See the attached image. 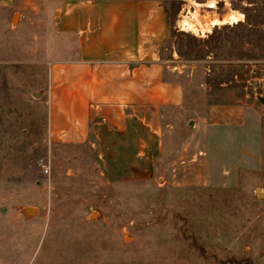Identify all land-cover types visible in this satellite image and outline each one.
I'll return each mask as SVG.
<instances>
[{
	"label": "rangeland",
	"instance_id": "1",
	"mask_svg": "<svg viewBox=\"0 0 264 264\" xmlns=\"http://www.w3.org/2000/svg\"><path fill=\"white\" fill-rule=\"evenodd\" d=\"M62 1L39 0L20 24L19 12L0 9V262L264 264V56L261 36L248 39L264 0H156L179 7L163 60L185 101L166 117L175 120L164 129L167 162L134 181L110 180L87 147L50 138L51 68L63 74L65 61ZM235 12L241 21L221 23ZM213 33L233 50L226 42L205 59L180 56V36L199 43ZM249 51L257 58L241 56ZM215 77L221 86L208 83ZM199 116L211 119L213 181L175 188L164 173ZM18 206L39 216L26 219Z\"/></svg>",
	"mask_w": 264,
	"mask_h": 264
},
{
	"label": "crops",
	"instance_id": "2",
	"mask_svg": "<svg viewBox=\"0 0 264 264\" xmlns=\"http://www.w3.org/2000/svg\"><path fill=\"white\" fill-rule=\"evenodd\" d=\"M0 9L19 12L20 24L40 7L39 0H0ZM58 10L65 61L63 74L62 65L51 68V140L87 147L110 180L153 179L167 162L164 129L175 120L166 117L185 101L163 60L172 31L165 7L156 0H63ZM210 120L197 117L173 153L164 173L173 187L212 184Z\"/></svg>",
	"mask_w": 264,
	"mask_h": 264
},
{
	"label": "trees",
	"instance_id": "3",
	"mask_svg": "<svg viewBox=\"0 0 264 264\" xmlns=\"http://www.w3.org/2000/svg\"><path fill=\"white\" fill-rule=\"evenodd\" d=\"M168 20L170 22V26L173 27L174 24V17L176 13L179 11V7H172V6H166L165 8ZM264 24V19L260 20L258 19L257 21H252L248 19V26H252L251 29H249L248 32V39L249 43H252V37L255 34H259L261 36L262 40V45H261V53L259 55V58H263L264 56V32H260L259 29L256 27L258 25ZM226 42L229 43L230 50L232 51L234 48V43L231 41H226V39L222 37H217L215 33H213L207 41L200 42L199 43L196 41L194 38H190L189 36L182 37L180 36L179 38V54L182 57L190 58V59H205L210 53H213L218 47L224 46ZM241 56L245 57H255L258 55L253 54L251 51L249 52H244ZM208 83L211 86H221L222 81L218 80V77L215 78H208Z\"/></svg>",
	"mask_w": 264,
	"mask_h": 264
},
{
	"label": "water",
	"instance_id": "4",
	"mask_svg": "<svg viewBox=\"0 0 264 264\" xmlns=\"http://www.w3.org/2000/svg\"><path fill=\"white\" fill-rule=\"evenodd\" d=\"M17 15L13 18V26L16 22ZM56 23H58V18L56 20ZM36 96H40L41 93H35ZM258 99L264 103V98L258 97ZM193 125V121L189 122V126ZM259 197H264V195H261L260 191L258 193ZM17 209L24 215L26 219H31L39 215V208L35 206H18Z\"/></svg>",
	"mask_w": 264,
	"mask_h": 264
},
{
	"label": "bare ground",
	"instance_id": "5",
	"mask_svg": "<svg viewBox=\"0 0 264 264\" xmlns=\"http://www.w3.org/2000/svg\"><path fill=\"white\" fill-rule=\"evenodd\" d=\"M208 7L214 8L215 7V4L211 3L210 5H208ZM242 17H243V14H240V13H236L235 12L233 14H230V15L226 16L224 18L223 22H221V23L236 24V23H238L239 21L242 20ZM217 23H219L218 20H216L215 22H213V25H217ZM187 25H190V23H188ZM94 216H96V214H94L93 217Z\"/></svg>",
	"mask_w": 264,
	"mask_h": 264
},
{
	"label": "built area",
	"instance_id": "6",
	"mask_svg": "<svg viewBox=\"0 0 264 264\" xmlns=\"http://www.w3.org/2000/svg\"><path fill=\"white\" fill-rule=\"evenodd\" d=\"M49 171H48V169H46V173H48Z\"/></svg>",
	"mask_w": 264,
	"mask_h": 264
}]
</instances>
